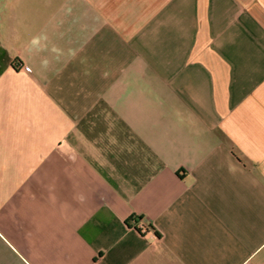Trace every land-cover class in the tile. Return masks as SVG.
Masks as SVG:
<instances>
[{"label": "crops", "instance_id": "0c3cea01", "mask_svg": "<svg viewBox=\"0 0 264 264\" xmlns=\"http://www.w3.org/2000/svg\"><path fill=\"white\" fill-rule=\"evenodd\" d=\"M0 264H264V0H0Z\"/></svg>", "mask_w": 264, "mask_h": 264}]
</instances>
